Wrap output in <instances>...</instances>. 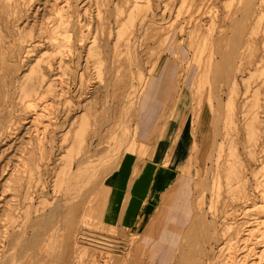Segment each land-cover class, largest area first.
<instances>
[{"label": "rangeland", "instance_id": "rangeland-1", "mask_svg": "<svg viewBox=\"0 0 264 264\" xmlns=\"http://www.w3.org/2000/svg\"><path fill=\"white\" fill-rule=\"evenodd\" d=\"M4 1L0 3L6 6ZM79 1L83 25L79 35L83 40L76 50L72 40L71 49L64 48L67 67L61 66L60 60L53 61L51 66L48 61L38 64L41 56L50 52L47 48L39 51L36 48L17 64L5 62L0 49V260H11L10 255L15 254L18 256L14 255L16 259L10 264H110L106 255L118 250L119 264H204L212 256V231H206L196 217L207 211L208 221L217 219L223 234L220 242L224 241V235L230 239L234 232L233 228H226L224 234V225L242 217L253 218L252 211L256 208L250 206L244 214V206L238 207L234 199L242 191H231L229 183L241 171V179L248 180L247 191L257 198L260 189L255 171L259 170L261 153L250 139L258 135L255 128L247 130L245 139L237 125L225 126L222 122L215 141L211 126L214 124L210 122L211 84L199 82L193 41L197 39V28L204 35L212 33V39L224 38L217 46L225 55L238 33L237 24L240 27L243 23L245 44L242 42L238 51L235 67L238 90L243 93V79L253 86L255 80L264 78L256 75L249 80L248 70L245 77L240 70L264 54V0H255V8L245 16L242 12L249 0ZM67 4L73 7L76 0L36 1L38 11L33 20L40 22L32 21L28 29H38L40 23L57 17L56 10ZM1 12L5 15L8 10L3 7L0 15ZM212 17L217 20L214 32ZM248 43L251 44L247 47ZM77 52L81 53L80 60ZM211 52L207 46L203 60ZM29 63L42 71L50 67L45 78L52 82L54 92L23 95L17 82L9 83L12 71L20 64L24 65L21 71L29 74ZM257 96L250 87L247 100L250 105L253 106ZM201 110H205L207 120L202 127L205 138H200L201 129L197 126ZM122 133L128 135L125 145L120 142ZM38 135L42 138L40 142L36 139ZM232 136L242 137L244 141L237 146L235 154L228 143ZM212 143L217 144L216 151ZM209 153L214 154L211 155L214 161L209 159ZM82 161L85 162L82 167L95 168L87 171L92 180L96 172L97 179L93 180L96 185L88 189L91 185L87 186L85 180L90 179L89 174L82 170L84 176L80 175L78 184L83 181L81 185L84 188L86 185L88 191L78 185L77 194L84 191L83 195L74 198L71 194L72 201L82 197L78 223L71 238L67 233L60 237L56 234L58 228L62 229L63 224L64 230L67 227L60 210L69 211L70 182L76 181L73 174ZM123 166L128 168V173L131 171L129 188L124 184L126 178L119 173ZM157 172L161 185L156 191L153 186L152 194L156 197L163 191L162 180L165 188L169 187L146 225L143 224L151 214L148 208L139 228L122 225L119 220L114 223L113 211L108 221L102 218L103 211L112 206L107 188L117 189L116 180L122 181L118 193L132 190L139 203L145 199L146 185ZM167 174L172 182L175 180L173 184L168 185ZM218 179L221 186L216 185ZM89 181L87 184H91ZM209 181L214 184L212 190H207ZM53 210L58 211L46 222ZM32 238L35 242H26ZM21 244L28 249L22 251ZM106 244L112 247L103 248ZM246 244V240L229 244L235 248L230 250L235 260L228 264L240 259L243 264H255V251H248ZM180 254L184 255L181 259Z\"/></svg>", "mask_w": 264, "mask_h": 264}, {"label": "bare ground", "instance_id": "bare-ground-1", "mask_svg": "<svg viewBox=\"0 0 264 264\" xmlns=\"http://www.w3.org/2000/svg\"><path fill=\"white\" fill-rule=\"evenodd\" d=\"M36 1L40 2V1H48V0H5L4 3H6V6L5 5L3 6L2 2L0 3V9H2L3 7H6V9L8 10V12H6L5 15L2 12L0 15V36H2L0 39V49L3 53V60L5 62L6 61H12L13 63L17 64V61L20 58H24V57L27 58L30 53H32L36 50V48H39L38 49V51H39L43 47V48L49 49L50 52L45 53L47 55H42L40 60L37 62L38 64L41 61H48L49 66H51L53 64V61L60 60V64H62L61 66L67 67L69 64L66 61H64V57H63L64 48L71 49V46L69 45V43L72 40L73 41V47L76 50V49H78L77 48L78 44L81 43L83 40L82 35L81 34L79 35L81 30L83 29L82 19H81V15H80L81 9L79 8V5H80L79 2L80 1L76 0V5L73 7L69 4L62 5L61 8H58L56 10V12L58 14L57 17H55L49 21H45L43 23H40L38 29H36V28L28 29V28H30L29 26L31 25L32 21L40 22L38 19L33 20L34 14L38 11V6L35 5ZM245 3L246 4L244 5V11L242 12V14L244 16H245V13H246V15H248L249 11L251 12V9L255 8L254 7L255 6V0H249ZM243 15L241 17H244ZM244 19H241L242 22ZM248 19H250V18H248ZM250 20H252V19H250ZM235 22L238 23V21H235ZM210 23L213 27L212 32H214V27H215V24L217 23V20H215V18L212 17L210 20ZM239 23H240V21H239ZM244 24L246 25L247 23H244ZM231 25H233V24H231ZM237 25L239 26V24H237ZM245 25H244V27H246ZM238 26L235 28L236 32H238V33L235 32L236 36H234V40L232 41L233 43L231 42L232 44L230 45L229 51L225 55H222L220 53V51H219L220 46L219 47L217 46V44H219V43L221 44V42L224 38H221L220 40L212 39V37L210 38V36H212V33L209 32L208 35H204L203 33H201V29L197 28L196 29L197 39L193 41L194 47L196 48L194 61L196 63V74L198 75L199 82H201V83L203 82V84H204V82H206L207 86L208 85L210 86V84H211V86H210L211 96L210 97H211L213 104H211L212 121L210 120V122H211V124H214V126L213 125H211V126L214 127L213 128L214 130L212 129V131H214L213 133L216 134V135H214V136H216L215 139L221 133L222 122L225 123V126L226 125L227 126L237 125L238 132L242 133L244 135L245 139H247V130L249 128H255L258 130V135L252 136L250 139H253L255 141V144L258 147V151L261 153V160H260L259 167H258L259 170L255 171V174L258 176V179L259 178L261 179L260 181H258V179H257V185H258V188L260 189L259 190L260 194L256 198V196H254V194L249 193L247 191L248 186L246 184V181H248V180H245L244 178L241 179V176H240L241 171L239 172V174L237 173L232 178H230L229 187L231 188V191L232 190L236 191V189L242 191L241 195L236 194L234 196V199H235L238 207L240 204L242 207L244 206V208H243L244 214L246 213L247 208H249L250 206H253L254 208H256V210L252 211L253 218H250V219H245L243 217L241 219L238 218V219H236V221L234 223H232L233 225L225 223L226 225H224L225 228L223 229L224 234H226V228L227 229L233 228L234 232L229 235L230 239H228L226 237V235H224L223 236L224 241H222V242H220V238L223 234L221 232L222 230H220L218 227L217 219L214 218L213 220L208 221V218L206 216L207 211L201 212V214H199V215L197 214L198 216L196 217V219H199L197 221L200 223V225L204 226V229L206 231H207V229H211V231H212V235L210 238L212 243H213V246L210 250V253L212 254V256H211V258H209V260L206 261V263L204 262V264H228V261L235 260V258L233 257V254L230 253V250H235V248L232 246H229V244L231 243V245H232V241L243 242L245 240L247 242V244L245 245L247 250L253 251V252L255 251L254 263L255 264H264V132L262 131V130H264V78H258V80H255L253 86H251L250 81L243 79L242 82L245 85L244 86V92L243 93H241V91L239 92V90H238L239 83H238V79H237L238 71L235 70V67H236V63H237L236 62L237 58L239 57L238 51L241 49V47L244 43L243 40H245V38H243L245 35L243 33V31L245 32V29L243 28V23L240 25V27H238ZM248 37L250 38V36H248ZM250 41H248V42H250ZM251 43H248L247 47L250 46ZM207 46L210 47V50L212 52L206 57L207 59L203 60L202 55L204 54ZM78 52H80V51H78ZM78 52L76 55H78L79 60H80V54L81 53H78ZM214 56L216 57V59H213ZM49 58H51V62L49 61ZM135 61H137V59H135ZM23 67H24V65L20 64L19 68H17L16 70H13L11 73L10 81H9V83H13V84H15L17 82L16 86L18 87L21 94H23V95H28L31 93L35 94V93H38L39 91H47V90L54 92L55 88L52 85V82L46 80V78H45L47 75V72L50 71L49 70L50 67L48 69L46 68L44 71H42L43 70L42 68L36 69V66H34V65L31 66L29 63V67H28L29 74L28 73L24 74V71L23 70L21 71V69ZM240 70H241L242 77H245L244 72L248 70L249 80L255 79L256 75H258L260 77H264V54L260 57V59H257V60L253 59L252 61L250 60V62L248 63V66L246 68L240 69ZM224 86H225V88H224ZM205 87L206 86H204V89H205ZM250 87H252L253 95L254 94L258 95L257 100L254 102L253 106L250 105V103L247 101L248 96L250 94ZM204 89H203V91H204ZM184 91H186V90H183L182 92L184 93ZM5 93L9 94L10 92H5ZM225 98H227V100H225ZM226 111H227V114H226ZM198 116L199 117L197 120V122H198L197 126H198L199 130L201 129V137L200 138H205L204 134L202 133V130H203L202 127H204L207 123V120L205 119V110H201L200 114ZM208 126H209V124H208ZM44 133H45V130H44ZM213 133H211V134L213 135ZM211 138H212V136H211ZM36 139L39 142L42 140V138L39 135L36 137ZM126 139H128V135L125 133H122V135L120 136V142H122V144H124L125 143L124 140H126ZM215 141H217V139ZM210 142H212V139L210 140ZM242 142H244L242 137L239 138V137L232 136L228 140L229 146L232 149V153L235 154L237 152V149H238L237 146H239V144H241ZM212 144H213V146H212L213 149L217 148V144H215V143H212ZM212 144H210V145H212ZM214 146H215V148H214ZM213 149L211 151H213ZM226 149H227V147H226ZM215 151H216V149H215ZM32 154L33 153L31 152V155ZM209 154H210V157L208 155L209 159L213 160L214 157H213V159H211V158L214 154L213 155L211 153H209ZM252 154H254V153H251V155ZM230 158H231V156H230ZM32 160H33V157H32ZM84 163H85L84 161L79 163L78 168H77V172H75L73 174V178H76V181L70 182V185L72 187V191L69 188L70 189V191H69L70 197L67 196V203H68L69 211L65 212V211H62L63 209L60 210V214L62 215V218L64 217L66 219V224H67V227H66L67 231H65L66 229L64 230V227H63L64 224L62 226V229L58 228L56 234L60 237H62L63 235H65V233H67V235L70 236V238H71L73 232L76 229V224L78 223L77 219H78V214L80 211L79 208L81 206L80 204H82V203H79V200L81 202L82 197L80 199H77L76 201H72V199H73V197L77 198V196L80 197L81 195H83L82 192H84V191H81V195L77 194L78 192L80 193V191L78 190V188H80L79 186H81V189L84 188L83 187L84 184L82 183L83 181L81 182V184H83V185L78 184V182L80 183V181H81L79 178L80 175L84 176L83 171L86 170V172H88V174H89L87 178H90V179H87V178L86 179L88 181L90 180L89 183L92 180V178L90 176L91 174L87 170H90L92 168L94 170L95 168L92 166L87 167V168L82 167L81 164L83 165ZM232 163H234V162H232ZM210 167H212V163H211ZM207 170H209V169L207 168ZM93 172L94 171H92V173ZM95 174H96V172H95ZM95 174H92L94 181H96V179H97L96 178L97 176L94 177ZM206 176H209L208 172H207ZM167 177H168V185H169L172 182V178H171V175L169 176L168 174H167ZM163 178H166V174H164V173H163ZM78 179H79V181H78ZM83 179L85 180V178H83ZM87 180H85V184L87 186L91 185L88 187V189L90 187L94 186V185L92 186V184L96 183V182L94 183V181L92 180L93 182H91V184H87V182H88ZM234 181H235V183H234ZM207 183H208V189L207 190H212L214 187V184H212V182H210V181ZM86 185H85V188H87ZM216 185L221 186V182L219 179H218V182L216 183ZM76 186H78V187H76ZM73 189H75V190L77 189L76 192H74ZM90 190H92V189H90ZM109 190L110 189L107 188V193L109 192ZM85 191L87 192L88 190L85 189ZM71 194H72V196L74 194L76 197L75 196L71 197ZM65 199L66 198H64L63 200H65ZM62 205H63V203L61 204V206ZM1 206H2V204H1ZM232 209H234V208H232ZM57 211L58 210H53L52 211L53 215L49 216L48 219H45L46 222H50L49 219L52 218L54 216V213H57ZM65 213L67 214V216ZM247 215H249L248 212H247ZM192 221H194V220H192ZM46 225H47V223L45 224V226ZM190 227H191V224H190ZM199 228H200V226H199ZM61 230H64L62 234L60 233ZM189 230H191V229L189 228ZM247 231H248V233L245 234ZM15 232H17V231H15ZM187 232H188V230H187ZM200 232H201V230L195 234L199 235ZM12 233H13L12 238L14 240L15 234H14V232H12ZM224 237H226V238H224ZM251 237H254V239H252ZM58 238H56V240L59 242H62V239H58ZM197 239L198 238H196V240ZM69 240H71V239H69ZM225 240H226V242H225ZM1 241L2 240H1V234H0V242ZM188 241H191V240L189 239ZM200 241H202V240H200ZM250 241H252L253 243H250ZM26 242L32 244L33 242H35V240L32 238V239L27 240ZM65 242H66V240L63 243H65ZM68 242H70V241H68ZM194 242H196V241H194ZM110 247H112V245L106 244L103 248L109 249ZM55 248L57 249L56 246H55ZM216 248L219 249V251L218 250L216 251ZM20 249L22 251H25L28 249V246L27 245L23 246ZM20 249L18 248V251ZM239 249H240V247L238 248V250ZM8 250H10V249H8ZM248 251L246 253L247 255H249ZM16 252H17V250H16ZM105 254H107V252H105ZM183 254H184V252H183ZM194 254H195V252L192 255H194ZM14 255L13 256L10 255L9 258H11V260H13V258H14V260H15L16 258L14 257ZM182 255L180 254L178 258L181 259ZM184 255H186V254H184ZM184 255H183V257H184ZM187 255H188V253H187ZM15 256H18V255H15ZM118 257H119L118 250H114L113 253H108L106 255L107 261L110 264H119ZM191 257L192 256H190V258ZM190 258H188V259H190ZM188 259H187V261H188ZM11 260H9V259H6L5 261L0 260V264H10ZM14 260H13V262H14ZM192 260H194V259H192ZM240 260L235 261L234 264H243ZM182 262H183V260L181 261V263ZM186 264H188V263L186 262Z\"/></svg>", "mask_w": 264, "mask_h": 264}, {"label": "crops", "instance_id": "crops-1", "mask_svg": "<svg viewBox=\"0 0 264 264\" xmlns=\"http://www.w3.org/2000/svg\"><path fill=\"white\" fill-rule=\"evenodd\" d=\"M127 170H128V168L123 166L121 169H119V173L124 175L123 177L126 178V181L124 184L129 188V186L132 185L130 183L132 176H131V171H129L130 173H128ZM151 177H152V180H150L149 184L146 185V189H147L145 192L146 197L142 201H139V203L137 200H135V197L132 196V190L130 191L128 189V191H126V189H124L123 192L118 193V187L121 186L122 181L116 180V182H114V183H115L117 189L109 188L110 193H111V204H112V206L110 209L103 211L102 218L104 220L108 221L109 218H111L112 211H113V217H114V215H116L114 218V223L117 220H119L122 225L128 224L127 226H132L134 228H139L140 226L146 225L147 222L152 217V215L155 214V212L157 211V209L161 205L162 196L164 195L166 189L169 187L168 186L167 188H165L166 183H163V180H162L163 191L158 192L156 194V197H155V195H153L151 192V188L154 186V191L157 190V188L161 185V177L159 179V173L158 172L153 173V175ZM174 182H175V180L172 182V184ZM111 183H112V181H111ZM108 184H110V183H108ZM108 204H109V202H108ZM146 208H148L151 211V214L148 215L144 224L141 225L142 224L141 223V217L143 216V213H144Z\"/></svg>", "mask_w": 264, "mask_h": 264}]
</instances>
